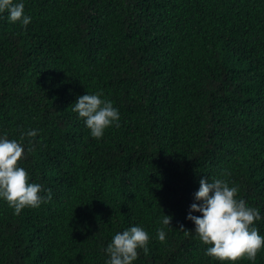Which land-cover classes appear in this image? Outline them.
<instances>
[{
    "label": "trees",
    "instance_id": "obj_1",
    "mask_svg": "<svg viewBox=\"0 0 264 264\" xmlns=\"http://www.w3.org/2000/svg\"><path fill=\"white\" fill-rule=\"evenodd\" d=\"M24 5L26 26L0 13V134L51 199L14 214L0 198V264H105L133 224L150 239L132 264H264V248L220 261L180 229L207 176L238 185L264 234V0ZM86 91L120 113L100 138L72 109Z\"/></svg>",
    "mask_w": 264,
    "mask_h": 264
},
{
    "label": "clouds",
    "instance_id": "obj_2",
    "mask_svg": "<svg viewBox=\"0 0 264 264\" xmlns=\"http://www.w3.org/2000/svg\"><path fill=\"white\" fill-rule=\"evenodd\" d=\"M24 8V0H0V13L6 11L10 21H18L22 26L31 20ZM72 109L83 118L90 135L95 138L102 137L107 127L119 121L118 108L103 97L102 91H86L79 95ZM37 131L31 128L21 136L36 137ZM24 153L25 146L21 141L0 134V198L13 208L14 214H19L22 208L37 207L51 199V190L32 182L30 173L20 165ZM238 191V185L223 177H201L194 202L186 215V219L193 222L194 230L180 225L185 234L194 232L207 245L206 255L220 261L235 262L242 257L254 260L257 252L264 248V234L254 224V221L261 220V210L247 204L237 195ZM162 213L161 226L155 230L160 241L166 238L165 227H172V217ZM149 239V233L138 224L116 231L103 249L107 254L105 264H132L138 256V249L147 251Z\"/></svg>",
    "mask_w": 264,
    "mask_h": 264
}]
</instances>
